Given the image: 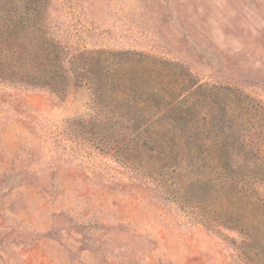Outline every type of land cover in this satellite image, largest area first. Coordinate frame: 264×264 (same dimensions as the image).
<instances>
[{"label": "rangeland", "instance_id": "1", "mask_svg": "<svg viewBox=\"0 0 264 264\" xmlns=\"http://www.w3.org/2000/svg\"><path fill=\"white\" fill-rule=\"evenodd\" d=\"M50 10L64 54L109 53L89 75L102 66L110 90L128 67L145 91L133 101L191 83L204 135L197 161L165 179L139 155L133 118L148 108L104 111L103 98L95 109L69 73L58 92L0 83V264H264V0Z\"/></svg>", "mask_w": 264, "mask_h": 264}, {"label": "trees", "instance_id": "2", "mask_svg": "<svg viewBox=\"0 0 264 264\" xmlns=\"http://www.w3.org/2000/svg\"><path fill=\"white\" fill-rule=\"evenodd\" d=\"M50 2L31 0L26 4L24 0H0V83L58 92L65 87L68 73L73 74L74 85L91 91L95 109L99 101L109 98L112 104L104 105V111H120L125 107L138 113L147 108L153 112L152 117L143 114L133 119L141 123L139 135L146 138L142 143L140 158H146L148 167H154L159 175L171 179L173 165L182 171L185 165L196 162L200 153L198 142L201 144L204 132L191 83L183 80L179 84L152 85L146 94L150 93L153 99L133 101L131 96L145 91L128 80L127 77L136 70L128 67L126 72L119 68L116 72L118 84L110 90L109 71L101 66L98 77L90 78L89 75L91 59L96 56L101 63H105L109 53L76 47L64 54L59 49L60 41L49 31ZM64 63L68 65L66 70ZM163 93H166V97H163Z\"/></svg>", "mask_w": 264, "mask_h": 264}]
</instances>
